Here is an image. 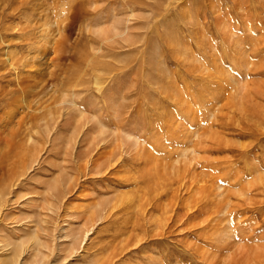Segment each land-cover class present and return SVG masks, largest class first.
Here are the masks:
<instances>
[{
  "label": "rangeland",
  "instance_id": "obj_1",
  "mask_svg": "<svg viewBox=\"0 0 264 264\" xmlns=\"http://www.w3.org/2000/svg\"><path fill=\"white\" fill-rule=\"evenodd\" d=\"M20 87L0 264H264V0H0Z\"/></svg>",
  "mask_w": 264,
  "mask_h": 264
},
{
  "label": "bare ground",
  "instance_id": "obj_2",
  "mask_svg": "<svg viewBox=\"0 0 264 264\" xmlns=\"http://www.w3.org/2000/svg\"><path fill=\"white\" fill-rule=\"evenodd\" d=\"M37 3V2H36ZM15 38V37H14ZM12 39V38H11ZM10 39V40H11ZM16 39V38H15ZM14 39V40H15ZM7 40V39H6ZM9 40V39H8ZM13 41V39L10 41V42H12ZM4 43H5V41H4ZM45 46V45H44ZM12 49H11V46H10V44L7 42V43H5V46H4V49H3V53H2V55H3V57H4V62H5V64H7V63H9V64H12L13 65V61H12ZM16 53V52H15ZM13 54H14V52H13ZM15 55V54H14ZM14 59H15V57H14ZM19 60V59H18ZM15 61H17V60H15ZM26 61V60H25ZM28 62V61H27ZM25 65V64H24ZM7 66V65H6ZM25 67V66H24ZM12 69V68H11ZM23 69V68H22ZM16 73V72H15ZM17 79V78H16ZM29 87V86H28ZM27 87V88H28ZM40 87V86H39ZM26 88V89H27ZM25 89V90H26ZM37 89V88H36ZM24 90V88L23 87H20L18 90H13V91H9L8 89H4L3 90V92L2 93H0V102L2 101V100H4L5 99V97H1L2 95H4V96H8V95H14V94H16L17 92H24L25 91ZM31 90V89H30ZM33 92V91H32ZM27 93V92H26ZM30 93V92H29ZM23 94V93H22ZM27 96H28V94H27ZM26 96V97H27ZM26 97L24 96V94L22 95V97H21V99L20 100H18V102H17V104H15V105H12V107L14 106V108H16V111H17V108H18V111L21 113L22 112V109H24V111L23 112H25L26 113V111H29L30 109H31V105H30V103L26 100ZM7 101H8V99H6L5 100V103H7ZM2 103V102H1ZM0 103V105H2ZM13 103V102H12ZM4 104V103H3ZM10 104V103H9ZM14 104V103H13ZM11 106V105H10ZM15 110V109H14ZM13 110V111H14ZM9 114H6V116H8ZM3 122H5V119H4V115H3V117H1V120H0V124H2ZM5 126V125H4ZM6 127V126H5ZM150 157V156H149ZM133 164V163H132ZM0 170H3L2 168H0ZM13 170V169H12ZM8 171V170H7ZM5 174V173H4ZM4 177L5 176H3L2 177V179H4ZM9 177H10V175H9ZM19 180V179H18ZM1 181V180H0ZM4 181V180H3ZM20 185V184H19Z\"/></svg>",
  "mask_w": 264,
  "mask_h": 264
}]
</instances>
